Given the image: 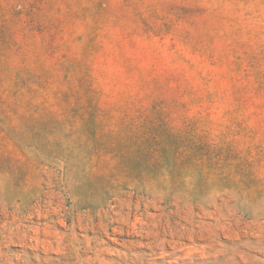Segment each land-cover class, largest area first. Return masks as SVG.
Returning a JSON list of instances; mask_svg holds the SVG:
<instances>
[{
  "label": "rangeland",
  "instance_id": "rangeland-1",
  "mask_svg": "<svg viewBox=\"0 0 264 264\" xmlns=\"http://www.w3.org/2000/svg\"><path fill=\"white\" fill-rule=\"evenodd\" d=\"M0 264H264V0H0Z\"/></svg>",
  "mask_w": 264,
  "mask_h": 264
}]
</instances>
